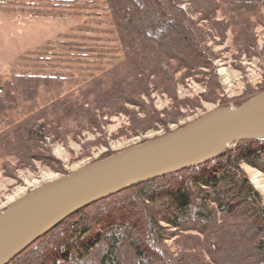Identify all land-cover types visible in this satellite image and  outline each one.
Returning a JSON list of instances; mask_svg holds the SVG:
<instances>
[{"label": "trees", "instance_id": "trees-1", "mask_svg": "<svg viewBox=\"0 0 264 264\" xmlns=\"http://www.w3.org/2000/svg\"><path fill=\"white\" fill-rule=\"evenodd\" d=\"M57 1L64 5L67 0ZM231 2L251 16L264 13V0ZM102 9L110 12L122 51L112 76L108 81L93 78L90 85L81 80L73 96L76 103L57 105L55 98L38 116L11 122L1 131L0 153L16 167L56 164L46 139H63L67 124L75 119L97 126L101 115L120 111L129 115L134 134L160 128L170 132L168 126L179 120L182 104L176 96V72L202 75L205 101L229 106L231 100L217 96L221 90L203 27L225 36V25L215 20V2L103 0ZM237 38L245 40L247 53L257 45L251 24L243 26ZM58 79L64 82L65 76L41 70L0 76V116L27 101L34 103L40 85ZM152 89L173 100L169 108L158 111L144 103ZM263 91L264 73L258 85L233 104L239 107ZM241 164L264 173V138L240 139L206 162L132 184L81 208L7 264H264V205ZM181 228L196 231L201 239H190L174 253L166 241Z\"/></svg>", "mask_w": 264, "mask_h": 264}, {"label": "rangeland", "instance_id": "rangeland-1", "mask_svg": "<svg viewBox=\"0 0 264 264\" xmlns=\"http://www.w3.org/2000/svg\"><path fill=\"white\" fill-rule=\"evenodd\" d=\"M212 1L215 2V20L225 25L224 38L203 25L221 90L217 96L231 100L228 108H235L233 99L254 89L264 73V13L251 16L246 10H239L232 0ZM102 3L103 0H67L60 5L57 0H0V76L8 78L12 72L35 70L55 71L65 76L64 82L58 79L57 83L40 85L34 103L27 101L0 116V133L11 122L29 119L35 113L38 116V110L55 98H58L57 105L76 103L78 100H73V96L78 93L81 80L90 85L93 78L110 79L122 51L110 12L102 9ZM247 23L254 26L257 44L250 53L246 52L245 40L240 42L237 38ZM175 76L176 96L182 104L179 120L168 126L170 131L219 107L217 102L205 101L206 83L202 75H186L180 71ZM143 101L162 111L169 108L173 100L165 92L152 89ZM128 108L136 114L139 112L133 105ZM100 117L97 126L91 127L77 119L70 121L63 139L54 142L46 139L48 152L58 161L56 164L36 162L32 166L16 167L15 162L0 153V212L17 198L107 154L164 134L162 128L132 133V120L120 111ZM234 143L228 147L232 148ZM241 168L264 205V173L246 164H241ZM192 238L200 240L201 235L190 228H181L166 244L170 251L177 253Z\"/></svg>", "mask_w": 264, "mask_h": 264}, {"label": "water", "instance_id": "water-1", "mask_svg": "<svg viewBox=\"0 0 264 264\" xmlns=\"http://www.w3.org/2000/svg\"><path fill=\"white\" fill-rule=\"evenodd\" d=\"M256 138H264V91L239 107H216L182 127L42 185L0 212V264L81 208L132 184L206 162L240 139Z\"/></svg>", "mask_w": 264, "mask_h": 264}]
</instances>
